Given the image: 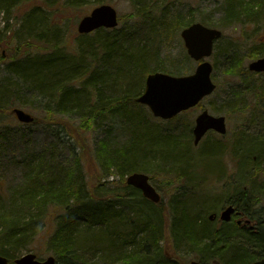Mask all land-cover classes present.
<instances>
[{
  "label": "trees",
  "instance_id": "trees-1",
  "mask_svg": "<svg viewBox=\"0 0 264 264\" xmlns=\"http://www.w3.org/2000/svg\"><path fill=\"white\" fill-rule=\"evenodd\" d=\"M103 1L112 0H98L97 3ZM127 1L140 23H122L114 29H98L87 35H79L68 30V23H49V20L69 18L66 12L82 8L84 0H62V6H58L60 0H0V10L4 14L13 11L23 15L15 32L8 27L0 29V50H5L7 54L5 58L0 56V65H3L0 110L7 113L11 107L30 105L34 111L46 114V118H53V122L60 118L77 122L78 131L85 134L95 130L112 115L119 116L125 125H144L146 119L140 113L142 106L134 100L143 92L145 77L154 71L181 74L180 67L167 69L159 60L158 40L170 24H176L177 32L194 20L175 17L174 23H156L153 14L159 10L153 8L155 2ZM224 2L226 27L252 21V16L257 13L253 12L257 8L254 0L246 4L244 0ZM257 14L261 15V12ZM200 22L211 27L205 19ZM74 25L71 23V26ZM218 49L232 56L228 70L230 75H240L239 55L227 50L226 46L219 48L216 43L214 52ZM263 51L264 43L254 45L250 48V58L255 60ZM213 68L216 67L213 65ZM225 106L222 113L228 119L233 115L245 117L244 113L249 111L251 119L258 116L264 122V86L257 85L252 91H232L225 99ZM214 111L217 112L216 109ZM78 131L75 133L79 134ZM187 141L186 146L182 147L190 152L191 138ZM217 145L221 146L219 143ZM257 152L264 153L262 149ZM230 153L237 169L234 150ZM139 156V148L135 146L130 150L123 147L122 150L107 153L108 166L114 167L120 176L118 183L91 182L79 165H75L71 171H49L45 175L40 170L26 171L20 185L15 188L8 187L0 178V256L12 264L22 251H28L34 243L44 240L47 251L55 257L57 264H117L122 261L123 249L133 245L130 233L138 230L148 232V236H144L142 244H137L139 248L131 252L137 257L130 264H181L178 254H195L202 264L218 257L225 264H250L264 259V222L258 223L255 233L230 223H221L216 232L213 222L200 217L201 212L209 214L204 211L205 207L199 206L195 215L190 214L183 193L173 198L168 207L172 254L166 255L160 248L153 251L143 249L148 243L161 240L163 224L158 212V226L138 229L136 222H133L137 214L130 207V211H127L124 205L126 201L137 199V194L140 195L125 184V175L143 172L149 174L152 180L153 167H149L150 163L139 165L134 162ZM260 158H264V155ZM101 165L107 175L109 168L104 167L103 163ZM256 166L259 170L264 162L260 161ZM258 170L246 173L245 169L243 181L237 183L234 175L231 181L227 177L222 185L248 186L252 176L253 179L257 177ZM225 174L223 167L216 169L210 172L209 181L220 180ZM88 185H97L96 189L102 195L93 198L90 192L93 191L92 186ZM103 185L122 186L116 189L117 193L110 191L109 196L112 197L109 198L106 196L109 192L103 190ZM245 186L236 188V193L227 202L236 207L248 206L252 196ZM191 187L194 189L193 185ZM124 219H128L129 231L121 229L125 224ZM152 229L157 234L154 235V231L149 233ZM108 245L115 250L112 256L104 251L109 249ZM84 253L92 254V257L85 259ZM98 253L100 255L94 261L93 257ZM139 258L146 263L140 262Z\"/></svg>",
  "mask_w": 264,
  "mask_h": 264
},
{
  "label": "rangeland",
  "instance_id": "rangeland-1",
  "mask_svg": "<svg viewBox=\"0 0 264 264\" xmlns=\"http://www.w3.org/2000/svg\"><path fill=\"white\" fill-rule=\"evenodd\" d=\"M97 1L84 0L85 5L82 8L66 12L69 18L60 19L59 21L51 19L49 23H68L70 27L68 30L77 33V25L82 17L89 14L93 8L102 4L110 5L115 9L119 18V25L122 23H140L127 0L103 1V3H97ZM152 1L155 2L153 8L159 10V12L156 11L153 14L156 23H174L175 17H182L184 20L193 19V22H200L201 19H205L206 23L210 24L211 27L220 29L223 36L217 42L218 47L224 48L226 46L227 50L232 53L236 52L239 55L237 61H240V68H238L239 72H241L240 75H230L228 70L231 66L232 56L228 52L218 49V51L206 59V61L216 67L213 68L211 75V79L216 85L215 91L203 99L198 106L192 108L191 111L183 112L169 121L153 117L148 108L142 106L140 113L146 119V123L142 126L136 125L133 127L132 125H125L119 116L112 115L108 116L107 120L98 125L95 130L85 134L78 131L77 122L67 118H60L53 122V118H46V114L34 111L30 105L27 107L19 105L11 107L7 113L0 110V178L4 180L5 185L8 187L15 188L17 185H20L26 171L40 170L45 175L49 171L51 173L71 171L75 165H79L86 179L91 182L118 183L120 176L114 167L108 166L107 153L122 150L123 147H126L127 150L132 149L134 146L138 147L140 156L134 162L136 164L139 163V165L150 163L148 164L149 167H153L152 180L150 179V182L160 194L161 202L156 206L147 201H142L137 194V199L126 201L124 205L128 209L127 211H130V207L137 214L133 222H136L138 229L158 226L159 219L157 218V213L160 212L161 225L163 224L162 238L160 241L154 240V244L148 243L149 246L146 245L143 249L148 248L149 251H153L156 250L155 248H160L163 253L169 255L173 252L169 244L170 238L168 233V223L170 220L168 207L171 200L178 198L183 193L186 196L191 215H195L198 212L199 206L205 207L204 211H208L209 214L217 213V210L219 211L221 206L233 196L234 192L236 193V188H244L245 186H224L222 183L227 177L231 178L229 179L231 181L234 175V180L237 183L243 181L246 176L245 169L250 163L249 156L252 157L253 152L264 148L262 140L255 141L257 137H262L260 123L255 122L253 125L252 121H248L247 116L239 118L236 115H233L230 119H228V116L227 118L225 117L227 132L224 136L210 132L197 146H194L191 140L190 152L182 147L186 146L187 139H190L189 130L187 129L194 125V119L201 111L206 110L208 113L216 116L223 115V109L226 107L225 99L232 91H252L257 85L264 86V73H254L247 70L248 64L253 61L249 55L250 48L264 43V0H254L253 2L255 7L257 6L253 12H261V15L255 13L252 16V21L242 22L245 24L235 23L227 27L224 25L225 0ZM249 1L244 0L245 4ZM60 5H63L62 0H60L58 6ZM22 17L23 15L17 12L14 13L12 11L6 15L0 10V29L8 27L12 32H15L21 23ZM71 23H75V25L71 26ZM168 28V30H165L166 32H162L161 38L158 40V58L165 64V68L167 69L180 67L181 74L178 76L190 75L194 72L198 62L193 61L187 56L180 37L181 30L175 31L176 24H170ZM263 54L264 51L260 57ZM6 55L5 50H0L1 57L5 58ZM2 66L0 65V78L3 75ZM245 86L246 89L244 88ZM249 96L252 97L251 94ZM15 107L30 114L36 122L33 124H23L17 121L12 113V109ZM132 109L137 111L136 108ZM184 126L187 129L182 132ZM75 131H78L79 134L75 133ZM178 133H180L179 135H184L176 138L179 136L177 135ZM218 143L221 145L220 147L217 145ZM231 150H234L233 157L239 166L240 171L238 170L237 173L230 153ZM77 157L78 162H76ZM261 159L256 156V159L252 158V161L257 162V160ZM101 163L104 164V167L109 168L107 175L104 174ZM221 167L225 169L226 174L220 180H212L210 182V172H215L216 169L220 170ZM160 171H163V173H160ZM144 174L150 178L149 174ZM127 176L125 175L123 178L124 182ZM262 182H264L263 178L258 180V183ZM192 185L194 189L191 187ZM88 186H92L93 191L90 192L93 198L96 199L102 195L100 191H97V185ZM120 186L122 185H103V190L109 192L106 196L110 198L112 197L109 196L110 191L117 193L116 189ZM256 186L263 185H251L250 183L245 188L246 191L253 194L256 191L254 189L257 188ZM207 216L209 215L205 212H201L200 214L201 218H207ZM124 220L125 224L121 229L129 231L130 227H127L128 219ZM213 226H217V223H213ZM220 226L221 222L218 219V228ZM44 230L45 228H43ZM153 231L154 229L149 233H153ZM147 234L148 232L145 233L138 230L130 233V240L132 241L133 239V245L123 249L124 256L122 261L117 264H130V261L134 257H137L131 255V252L139 248L140 245L137 244H142V239L144 236L147 237ZM155 234H157L156 230L154 231ZM108 248L104 250L106 254L109 256L115 254L113 248L109 245ZM28 252L37 255L40 260L53 256L50 251H47L46 241L44 240L34 243L32 249L22 251L21 255ZM80 252L82 253V250ZM84 255L85 259L92 257V254L84 253ZM99 255L98 253L94 256L93 260L97 261L96 258ZM178 256H180L178 261L181 264L199 261V257L195 254L184 256L178 254ZM214 259L218 260L220 264H225L219 257L210 258L206 264H212ZM138 260L143 262L141 258Z\"/></svg>",
  "mask_w": 264,
  "mask_h": 264
},
{
  "label": "water",
  "instance_id": "water-1",
  "mask_svg": "<svg viewBox=\"0 0 264 264\" xmlns=\"http://www.w3.org/2000/svg\"><path fill=\"white\" fill-rule=\"evenodd\" d=\"M117 15L114 8L101 5L94 8L87 16L83 17L77 26L80 34L90 33L98 28H113L117 26ZM221 31L206 27L200 23H193L184 28L180 36L188 56L200 61L209 57L213 44L221 38ZM248 70L256 73L264 72V55L249 63ZM212 65L207 61L200 62L194 73L187 76H172L162 72L149 74L145 79L144 92L135 99V102L148 107L152 115L163 120L171 119L182 111L196 106L203 98L211 95L216 85L212 82L210 74ZM12 113L22 123H32L34 118L19 108H14ZM208 130L218 134L226 133L225 119L223 116H213L207 111L201 112L195 120L193 128L194 145H197ZM126 183L139 189L142 195L153 203L160 201V195L149 184L148 177L142 173H133L126 179ZM234 212L233 206L226 207L220 214V220L228 222ZM0 264H8L5 257L0 256ZM14 264H57L52 256L39 261L33 253H26L14 260ZM190 264H200L193 261ZM213 264H220L214 261ZM250 264H264L258 260Z\"/></svg>",
  "mask_w": 264,
  "mask_h": 264
},
{
  "label": "flooded vegetation",
  "instance_id": "flooded-vegetation-1",
  "mask_svg": "<svg viewBox=\"0 0 264 264\" xmlns=\"http://www.w3.org/2000/svg\"><path fill=\"white\" fill-rule=\"evenodd\" d=\"M191 110L192 109H190L188 111H191ZM250 114H251V112H249V111L244 113V115L247 116L248 121L251 122V120H254V121H252L253 125L255 122L260 123L259 126L262 130V137H260V136L257 137L255 139V141L258 142V141L262 140L264 142V140H263L264 122L258 116L255 119H251V117L249 116ZM237 115H238V113H237ZM195 119H196V117H195ZM195 119H194V122H195ZM193 127H194V125L188 129L186 126L182 128V131H184L186 129L189 130V135L191 136V139L193 138V134H192ZM208 133H210V132H208ZM262 151L264 152V148H262ZM261 155L263 156L264 153L263 154L258 153L257 151L255 154L252 155L251 162L249 163L248 167L246 168L247 169L246 173H254L256 170H258V167L256 166L255 163H259L260 161L264 162V159L262 158L261 160H257V162H253L252 158L256 159V156H258V158H259ZM238 169H239V166L237 164L236 173L238 172ZM257 172H258L257 177H255L253 179V176H252V181L250 183H251V185H263V186H256L257 188H254L256 191L253 194H251L252 197L248 203V206H246L245 208H242L241 206L236 207L233 203L226 202L223 206H221L219 211L217 210V213L208 214L209 215V216H207L208 220H210L211 222H213L215 224L217 223L216 232H218V219H219V215H220L221 211L225 207L230 206V205L234 207V213L231 215V220L228 223L236 224L240 227L246 228V230L250 231L251 233H255L257 231V227L259 226L258 223L264 222V182L258 183V180H260L262 178L264 179V166L259 168V170Z\"/></svg>",
  "mask_w": 264,
  "mask_h": 264
}]
</instances>
